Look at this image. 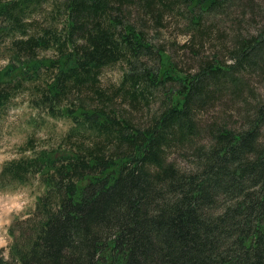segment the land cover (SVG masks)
Here are the masks:
<instances>
[{"label":"trees","instance_id":"trees-1","mask_svg":"<svg viewBox=\"0 0 264 264\" xmlns=\"http://www.w3.org/2000/svg\"><path fill=\"white\" fill-rule=\"evenodd\" d=\"M179 1L201 46L191 71L138 25L164 3L0 0V124L19 97L69 121L1 165L0 189L35 178L42 191L0 264H264V96L247 78L264 76V24L234 36L228 61L205 60L206 16L252 0ZM116 64L120 80L102 85ZM221 97L238 125L198 115Z\"/></svg>","mask_w":264,"mask_h":264},{"label":"rangeland","instance_id":"rangeland-1","mask_svg":"<svg viewBox=\"0 0 264 264\" xmlns=\"http://www.w3.org/2000/svg\"><path fill=\"white\" fill-rule=\"evenodd\" d=\"M169 8L162 12L161 17L156 21L146 17L144 24H138L148 34V40L162 47L165 53L171 55L172 60L183 70H192L194 59L190 55V48L195 46L200 48L196 31L187 30L189 18L184 10V2L179 0H155L154 8L160 9L162 4ZM252 7L245 9L241 14L237 7H229L224 17L213 15L206 16V22L201 23L208 35L202 45L200 55L205 60L211 59L217 55L226 60V54L233 44L234 36L242 34L246 30H255L261 24H264V0H252ZM256 4V7L254 5ZM227 6L229 1L226 2ZM249 7V6H248ZM136 11V10H135ZM253 13L254 16L251 14ZM157 15V14H156ZM156 18V17H154ZM253 19V20H251ZM136 20V19H135ZM187 43V47L182 45ZM256 70L255 72H258ZM101 83L104 86L115 85L122 73V65H112L101 71ZM250 78V85L258 96H264V76H258L254 73ZM245 93V92H244ZM158 97V96H157ZM219 101V102H217ZM226 105L224 97L214 100V107L209 110L199 112L202 120L226 118L230 125H238V116L235 114V108ZM158 106V98L150 103L149 109H155ZM148 110H141L133 113L136 121L143 119ZM143 121V120H141ZM69 126V121L63 119H51L45 114L32 108L27 97H19L14 100L0 124V168L4 161L18 157L19 147L23 145L27 137H32L39 145L50 146L58 142ZM42 191V187L35 178L24 185H17L14 188L0 189V250L7 255V248L10 238L7 234V228L14 218H24L33 208L35 198Z\"/></svg>","mask_w":264,"mask_h":264}]
</instances>
